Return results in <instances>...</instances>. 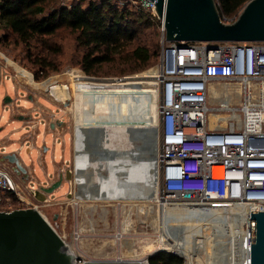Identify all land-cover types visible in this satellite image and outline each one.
Returning a JSON list of instances; mask_svg holds the SVG:
<instances>
[{
	"label": "built area",
	"instance_id": "2783aa9c",
	"mask_svg": "<svg viewBox=\"0 0 264 264\" xmlns=\"http://www.w3.org/2000/svg\"><path fill=\"white\" fill-rule=\"evenodd\" d=\"M129 2L158 20L154 3ZM236 17H222L220 21L228 24ZM159 24V64L153 78L158 92V146L152 161L157 174L158 202L154 203L168 209L207 210L208 204L233 207L226 213L236 217L243 226L242 232L236 231L229 240L219 239L218 245L215 241L212 256L220 264H242L244 259L250 264V212H264V42L168 43L162 22ZM76 153L73 149L71 192L73 201L79 202L76 197L86 184L91 158L84 149L81 154ZM65 171L61 170L58 176ZM28 191L30 194L32 189ZM12 197L21 201L17 185L0 169V203ZM141 203L144 202L134 204ZM32 208L39 212L36 206ZM162 209L159 228L164 216ZM233 210L241 212L235 214ZM217 211L214 213L221 215ZM74 236L76 243V229ZM132 244L134 247L135 243ZM169 252L154 249L145 255L146 263L159 253ZM76 259L81 262L79 257Z\"/></svg>",
	"mask_w": 264,
	"mask_h": 264
},
{
	"label": "rangeland",
	"instance_id": "374dc122",
	"mask_svg": "<svg viewBox=\"0 0 264 264\" xmlns=\"http://www.w3.org/2000/svg\"><path fill=\"white\" fill-rule=\"evenodd\" d=\"M107 1L119 9L125 7L137 13L135 14L137 17L140 13L136 5L129 0ZM156 23L153 21L150 29L141 28L132 44L134 47L141 46L155 52V58L150 65L144 70L135 72H125L128 71L127 68L124 72L121 71L124 67L122 62L128 61V56H124L113 64L103 65L95 74L86 75L79 66L84 50L77 47L75 35L64 29L59 30L49 40L53 49L58 51L56 54L36 48L29 55L23 52L22 45L14 42L13 37H10L6 44L0 42V155L17 152V157L30 175L27 179L22 174L16 175L12 171V166L2 161L0 156V169L11 176L21 194V201L16 197L10 198V201H2L0 210L9 212L36 206L56 234L63 238L66 247L69 246L72 253L80 258L81 264L89 261L130 260L131 250L134 251L137 260L145 258L148 253L146 248L149 247L147 245L155 240L159 231L158 219L161 211L157 206L158 203H154L156 199L141 203L140 206L134 204L135 202L124 201L119 204L113 201H73L71 167L74 127L75 119L80 113V108L78 110L76 106L83 108L84 106L81 97L76 98L72 91L71 74L79 73L87 80L106 83L138 77L153 69L152 79H144L140 89L156 91L155 107L152 111L154 129L157 125L158 92L153 78L159 64L160 53V26L158 27ZM37 52H41L43 57L51 61L48 75L39 79L35 77L32 64L35 57L33 55ZM16 68L22 70V74L28 78L20 76ZM49 84L59 88L57 93L58 97L61 95L59 99L51 96L48 90ZM65 87L68 88L66 91L63 90ZM6 98H9L11 103L5 104ZM97 114L98 112L94 111L92 115ZM87 115L91 116L89 119L93 121L94 118L89 114L88 107ZM17 117L26 120L19 121ZM52 123H64V125L51 130ZM143 127L144 125L140 128ZM29 134H32V140L29 139ZM155 136L157 149L156 130ZM122 138L119 147L121 153L127 150L130 142L127 136ZM33 142L35 143L31 145ZM43 149L46 151L44 152ZM65 169L61 185L51 194H44L41 190L47 188L51 182L58 181V174ZM102 175L106 173L103 172ZM28 189H32L33 193L29 194ZM190 224L189 227L195 225ZM75 229L79 235L76 243ZM216 229V232L210 230L209 239L213 238L211 242L214 239L219 241L223 235L220 228V230ZM132 243H135L134 247ZM126 244L130 245L131 249H128ZM207 252L208 255L202 250L195 252L193 264H209V262L220 264L212 256L214 253L212 247ZM183 261L186 264L184 258Z\"/></svg>",
	"mask_w": 264,
	"mask_h": 264
},
{
	"label": "bare ground",
	"instance_id": "6f19581e",
	"mask_svg": "<svg viewBox=\"0 0 264 264\" xmlns=\"http://www.w3.org/2000/svg\"><path fill=\"white\" fill-rule=\"evenodd\" d=\"M16 70L20 76L28 78L22 74V70L18 68ZM152 73L153 69L138 77L106 83L99 80H87L79 73L71 74L72 91L76 98L81 97L84 106V108L76 106L78 110L80 108V113L75 119L73 146L76 154H81L84 149L85 154L87 153L91 158L90 169L86 174V184L81 188L82 193L77 195V200L151 202L156 199L157 201V174L152 162L157 151L155 128H152L156 91L140 89L144 79H152ZM58 89L56 85H48L51 96L59 99L61 95L57 96ZM66 89L68 88L65 87L63 90L66 91ZM87 107L89 111L92 109L93 112H98L97 115H92L93 121L89 119L91 116L87 115ZM112 121H133L144 124L141 130L134 131L135 137L129 142L127 150L122 151L123 153L119 152L120 141L128 134L123 126L107 124ZM103 172L106 175H102ZM159 205L163 208L164 214L158 231L159 236L156 237L157 240L147 245L149 247L146 251L149 253L154 249L163 248L182 256L186 264H193L195 252L198 250L209 254L207 251L216 241L211 242L213 238L209 239L210 230L216 232V228H220L223 234L221 239L225 237L229 240L236 231L241 233L243 229L236 217L226 213L233 207L225 208L223 205L224 208H217L208 204V209L205 210L203 207L168 209L166 205L158 203ZM216 211L221 215L215 214ZM238 211L241 212L233 210L232 213L237 214ZM186 221L195 225L189 227L191 224ZM52 232L56 233L53 229ZM215 244L218 245L219 241ZM126 246L131 249L130 245L126 244ZM67 247V252L75 261L76 255L72 253L69 246ZM131 254V257L128 256L130 260L117 259L107 262L112 264L146 263L145 258L137 260L132 250ZM242 264H247V260L244 259Z\"/></svg>",
	"mask_w": 264,
	"mask_h": 264
},
{
	"label": "water",
	"instance_id": "95a60500",
	"mask_svg": "<svg viewBox=\"0 0 264 264\" xmlns=\"http://www.w3.org/2000/svg\"><path fill=\"white\" fill-rule=\"evenodd\" d=\"M148 1L154 3L156 16L162 22L165 42H264V0H250L236 19L228 24L220 21L215 0ZM4 103L9 104L11 100L6 98ZM89 114H93L92 109ZM18 120L26 119L20 117ZM107 124L123 126L129 141H133L134 131L144 125L133 121ZM62 125L64 123H52L50 129L55 130ZM1 160L9 163L16 175L22 174L25 179L30 176L15 154L5 155ZM62 180L59 176L58 181L41 191L51 194ZM51 228L34 208L0 211V264H81L77 262L79 259L74 261ZM82 264L112 263L89 261ZM250 264H264V212H250Z\"/></svg>",
	"mask_w": 264,
	"mask_h": 264
},
{
	"label": "trees",
	"instance_id": "16d2710c",
	"mask_svg": "<svg viewBox=\"0 0 264 264\" xmlns=\"http://www.w3.org/2000/svg\"><path fill=\"white\" fill-rule=\"evenodd\" d=\"M249 1L215 0V4L220 18L233 19ZM139 12L137 17V13L125 7L119 9L107 0H0V42L6 44L13 37L29 55L36 48L56 54L58 51L49 40L64 29L75 35L77 47L84 50L79 66L86 75L95 74L103 65L113 64L124 56H128V61L122 62V72L125 68L128 69L125 72L141 71L150 65L155 52L132 44L141 28L150 29L153 21L158 27L160 24L152 15ZM33 56L36 79L46 77L51 61L41 52ZM148 264H184V261L175 255L159 253Z\"/></svg>",
	"mask_w": 264,
	"mask_h": 264
},
{
	"label": "crops",
	"instance_id": "0c3cea01",
	"mask_svg": "<svg viewBox=\"0 0 264 264\" xmlns=\"http://www.w3.org/2000/svg\"><path fill=\"white\" fill-rule=\"evenodd\" d=\"M6 63H8L7 60H6ZM17 118H18V117H17ZM19 118H20V117H19ZM31 135H32V134H31ZM26 137H27V136H25V138H26ZM30 137H31L30 139L32 140L33 137H32V136H30ZM34 143H35V142L31 143V145L34 144ZM16 153H17V152H15V153H13V154L16 155ZM6 155H11V154H6ZM0 156H1V155H0ZM4 156H5V155H4ZM16 156H17V155H16ZM1 157H3V156H1ZM17 158H18V157H17Z\"/></svg>",
	"mask_w": 264,
	"mask_h": 264
},
{
	"label": "flooded vegetation",
	"instance_id": "af4514ba",
	"mask_svg": "<svg viewBox=\"0 0 264 264\" xmlns=\"http://www.w3.org/2000/svg\"><path fill=\"white\" fill-rule=\"evenodd\" d=\"M139 130H141V128H139ZM139 136V135H138Z\"/></svg>",
	"mask_w": 264,
	"mask_h": 264
}]
</instances>
